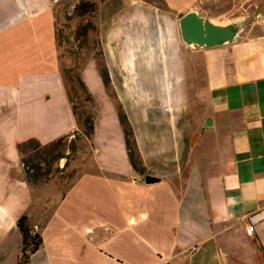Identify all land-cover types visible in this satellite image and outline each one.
Returning a JSON list of instances; mask_svg holds the SVG:
<instances>
[{
  "label": "crops",
  "instance_id": "1",
  "mask_svg": "<svg viewBox=\"0 0 264 264\" xmlns=\"http://www.w3.org/2000/svg\"><path fill=\"white\" fill-rule=\"evenodd\" d=\"M55 1L0 0V264H18L24 215L43 238L30 264H264V33L247 37L264 32V0L100 3L111 96L134 102L138 169L95 61L81 72L97 106L90 138L74 114ZM188 13L230 38L184 48ZM61 138L92 151L65 188L68 158L28 144Z\"/></svg>",
  "mask_w": 264,
  "mask_h": 264
},
{
  "label": "rangeland",
  "instance_id": "2",
  "mask_svg": "<svg viewBox=\"0 0 264 264\" xmlns=\"http://www.w3.org/2000/svg\"><path fill=\"white\" fill-rule=\"evenodd\" d=\"M97 1L98 7L100 3L104 2L105 0H95ZM145 2L152 3L153 5L157 4L162 6L163 1L162 0H144ZM77 0H57L53 2L52 5V13L55 16V26H56V32H58L60 36V43L61 46L60 52H59V65L61 66L63 70V76L64 80L66 81L68 90H70L72 99L74 103L77 106V111L80 115H82L83 112L93 115L96 111V104L91 102H86V94H83V91L81 87L78 85V83L74 79V73L78 72L81 74L82 69L89 63L90 61H95L98 68L101 70L102 68H105V58L101 47V42L99 39L98 29H97V16H98V10L96 12L95 17L92 19L95 26L96 31H90L88 34V39H82L78 40L76 37V31L80 24H83V22L87 19L85 18H79L74 14L75 6L77 5ZM97 7V8H98ZM248 32H244V35H246ZM261 33L264 32H251L250 36H247L249 38L257 37L260 35H263ZM182 46L184 48H189L190 44H187L182 39ZM76 67V71H75ZM111 99H110V97ZM109 103L112 104V107L117 106L118 110L121 107L122 111L125 112L130 124L134 127L135 123L138 124L135 120L134 112L135 107L133 105L134 102L129 100H123L120 101L124 107L121 106V103L118 101L116 96H111L109 94ZM115 102V104H114ZM108 103V104H109ZM147 105V108L152 107V102L147 101L145 102ZM110 105V104H109ZM125 111H124V110ZM69 140H67L66 144L61 148L60 154H64L65 157L68 158V165L67 168L60 174H57L56 181L59 182L62 188L69 187V184L73 181V173H71V165L72 163L81 157H90L92 151L89 148V144L87 143L85 149H76L77 147L74 146V151L70 150L68 148ZM67 154V155H66ZM34 156L32 151L30 149L25 148V155L24 158L27 160V158ZM33 160V157H32ZM34 160H36L34 158ZM54 164V162H53ZM61 172V171H60ZM32 174H35V172H32ZM64 183V185H63ZM32 184L34 187L36 185H39V179L38 175L36 179H32ZM39 258L36 259V261ZM36 261L34 263H36Z\"/></svg>",
  "mask_w": 264,
  "mask_h": 264
},
{
  "label": "trees",
  "instance_id": "3",
  "mask_svg": "<svg viewBox=\"0 0 264 264\" xmlns=\"http://www.w3.org/2000/svg\"><path fill=\"white\" fill-rule=\"evenodd\" d=\"M77 1L78 3L75 6L74 14H76V16L79 18L87 17V19L83 22V24H80L79 27L77 28L76 37L78 38V40L88 39L89 32L96 31V26L92 19L96 15V12L98 10L97 7L99 3H97V1L95 0H77ZM155 2L157 4V1ZM56 39H57V44L60 47L61 43H60V36L58 32H56ZM75 71H76V67H75ZM100 71H101L105 86L109 94L112 95V92L110 91L111 83H110L109 74L105 68H102ZM73 73H74L73 77L75 81L78 83V85L81 87L83 94H86V102L95 103L92 96L88 93L87 86L85 82L82 80L81 74L78 72H73ZM68 93H69V98L71 102L73 103L74 114L79 118V121L83 125L84 134L90 138L94 133L95 117L85 112H83L82 115H80L77 111V106L72 99L70 90L68 91ZM119 116H120V121H121L124 134H125V138H126L129 158L134 168L138 169L137 164H136V157H138V155H137V146H136V141L134 137V132L128 120L127 115L125 114V112L122 111L121 107L119 108ZM67 140L68 138H61L54 143L43 146L37 140L33 139V140H30L28 143V144H31L32 146L31 145H28V146L33 147V149H36L37 156L40 157V159H48L49 161L50 159L55 160V159H61L65 157L64 154H60L59 151H61V148L66 144ZM74 143H75V140L73 139L68 144V148L72 151H74ZM25 146H27V143L19 145V150L21 151V153L25 152ZM25 162H26V166L32 170H36L37 167H39L38 164L27 162V160H25ZM66 165H68V161ZM49 172H50V169L47 171V173ZM17 226L22 235V251L18 258V264H30L33 255H35V253L40 249L43 243V238L41 234L33 228V226L31 225L29 221L28 216L26 215L22 216L18 220Z\"/></svg>",
  "mask_w": 264,
  "mask_h": 264
},
{
  "label": "water",
  "instance_id": "4",
  "mask_svg": "<svg viewBox=\"0 0 264 264\" xmlns=\"http://www.w3.org/2000/svg\"><path fill=\"white\" fill-rule=\"evenodd\" d=\"M180 29L183 40L187 44L196 42L199 45L214 46L228 40L232 28L217 27L214 24L203 20L195 13H188L180 20ZM208 125L211 122H207ZM159 179L152 176L146 177L147 184L158 182Z\"/></svg>",
  "mask_w": 264,
  "mask_h": 264
},
{
  "label": "built area",
  "instance_id": "5",
  "mask_svg": "<svg viewBox=\"0 0 264 264\" xmlns=\"http://www.w3.org/2000/svg\"><path fill=\"white\" fill-rule=\"evenodd\" d=\"M255 231V227L253 224H249L246 228V232L249 236H252Z\"/></svg>",
  "mask_w": 264,
  "mask_h": 264
},
{
  "label": "bare ground",
  "instance_id": "6",
  "mask_svg": "<svg viewBox=\"0 0 264 264\" xmlns=\"http://www.w3.org/2000/svg\"><path fill=\"white\" fill-rule=\"evenodd\" d=\"M191 44H193V45H199L198 43H196V42H192Z\"/></svg>",
  "mask_w": 264,
  "mask_h": 264
}]
</instances>
